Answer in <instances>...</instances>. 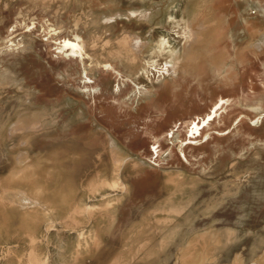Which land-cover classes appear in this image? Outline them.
<instances>
[{
  "label": "rangeland",
  "instance_id": "obj_1",
  "mask_svg": "<svg viewBox=\"0 0 264 264\" xmlns=\"http://www.w3.org/2000/svg\"><path fill=\"white\" fill-rule=\"evenodd\" d=\"M0 264H264V0H0Z\"/></svg>",
  "mask_w": 264,
  "mask_h": 264
},
{
  "label": "bare ground",
  "instance_id": "obj_2",
  "mask_svg": "<svg viewBox=\"0 0 264 264\" xmlns=\"http://www.w3.org/2000/svg\"><path fill=\"white\" fill-rule=\"evenodd\" d=\"M132 12V11H131ZM131 14V13H130ZM138 15H140V14H138ZM132 16H137L135 13H132ZM141 17H145V16H143V15H140ZM139 18V17H138ZM191 42H196L197 40H198V37H197V33L196 32H194V31H192L191 32ZM125 41L124 42H119V44H122V46L119 48V50L118 51H115L116 52V54H121L123 51H125V50H127V49H129V51H131V52H136V51H138L140 48H142V46L144 45L139 39H137V37L135 38H125L124 39ZM80 41V40H79ZM76 45V44H75ZM261 45V44H260ZM80 46V45H79ZM81 46L82 47H84L85 45H82L81 44ZM80 46V47H81ZM257 46V45H256ZM65 47V46H64ZM77 49V48H76ZM82 49V48H81ZM79 53H80V51H79ZM133 58H135V57H132V59ZM131 59V60H132ZM187 60V59H186ZM190 60V59H189ZM192 60V59H191ZM190 60V61H191ZM177 61H178V59H177ZM23 119V118H22ZM24 121V120H23ZM15 127H17L18 129H22L24 126L21 124V121L19 120L18 121V123H17V125L15 126ZM38 127V126H37ZM33 128V127H32ZM33 129H35V128H33ZM11 132H14V128H12L11 129ZM111 148V147H110ZM20 161V160H19ZM21 163V162H20ZM22 164V163H21ZM115 164V163H114ZM18 165H19V163H18ZM115 167H116V165H114ZM135 166V165H134ZM137 168V167H136ZM99 184V183H98ZM108 185V184H107ZM110 185V184H109Z\"/></svg>",
  "mask_w": 264,
  "mask_h": 264
},
{
  "label": "flooded vegetation",
  "instance_id": "obj_3",
  "mask_svg": "<svg viewBox=\"0 0 264 264\" xmlns=\"http://www.w3.org/2000/svg\"><path fill=\"white\" fill-rule=\"evenodd\" d=\"M257 7V10H259L258 12V15L260 16V17H262V15H261V10L258 8V6H256ZM170 39L172 40V41H170V43L172 44V43H175V42H173V41H176L177 40V36L176 35H170Z\"/></svg>",
  "mask_w": 264,
  "mask_h": 264
}]
</instances>
